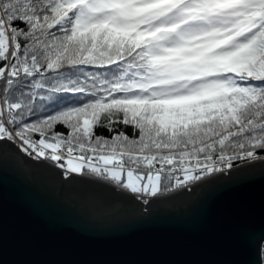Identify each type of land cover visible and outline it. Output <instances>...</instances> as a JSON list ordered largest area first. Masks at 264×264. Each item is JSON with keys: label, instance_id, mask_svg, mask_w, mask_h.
I'll return each instance as SVG.
<instances>
[{"label": "snow or ice", "instance_id": "1", "mask_svg": "<svg viewBox=\"0 0 264 264\" xmlns=\"http://www.w3.org/2000/svg\"><path fill=\"white\" fill-rule=\"evenodd\" d=\"M8 145L144 204L264 161V0H0Z\"/></svg>", "mask_w": 264, "mask_h": 264}, {"label": "water", "instance_id": "2", "mask_svg": "<svg viewBox=\"0 0 264 264\" xmlns=\"http://www.w3.org/2000/svg\"><path fill=\"white\" fill-rule=\"evenodd\" d=\"M93 183L0 146V264H261L264 161L149 204Z\"/></svg>", "mask_w": 264, "mask_h": 264}, {"label": "built area", "instance_id": "3", "mask_svg": "<svg viewBox=\"0 0 264 264\" xmlns=\"http://www.w3.org/2000/svg\"><path fill=\"white\" fill-rule=\"evenodd\" d=\"M261 264L264 262V241L261 244Z\"/></svg>", "mask_w": 264, "mask_h": 264}, {"label": "rangeland", "instance_id": "4", "mask_svg": "<svg viewBox=\"0 0 264 264\" xmlns=\"http://www.w3.org/2000/svg\"><path fill=\"white\" fill-rule=\"evenodd\" d=\"M61 172H62V170H61ZM62 175H63V172H62Z\"/></svg>", "mask_w": 264, "mask_h": 264}, {"label": "trees", "instance_id": "5", "mask_svg": "<svg viewBox=\"0 0 264 264\" xmlns=\"http://www.w3.org/2000/svg\"><path fill=\"white\" fill-rule=\"evenodd\" d=\"M235 166H237V165H235ZM262 264H264V262Z\"/></svg>", "mask_w": 264, "mask_h": 264}]
</instances>
